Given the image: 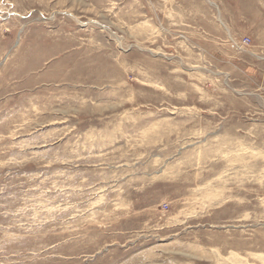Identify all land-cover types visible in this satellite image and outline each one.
<instances>
[{"label": "rangeland", "instance_id": "374dc122", "mask_svg": "<svg viewBox=\"0 0 264 264\" xmlns=\"http://www.w3.org/2000/svg\"><path fill=\"white\" fill-rule=\"evenodd\" d=\"M0 264H264V0H0Z\"/></svg>", "mask_w": 264, "mask_h": 264}, {"label": "built area", "instance_id": "2783aa9c", "mask_svg": "<svg viewBox=\"0 0 264 264\" xmlns=\"http://www.w3.org/2000/svg\"><path fill=\"white\" fill-rule=\"evenodd\" d=\"M247 41H248V39H243L242 42H243V43H247Z\"/></svg>", "mask_w": 264, "mask_h": 264}]
</instances>
